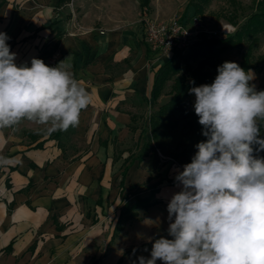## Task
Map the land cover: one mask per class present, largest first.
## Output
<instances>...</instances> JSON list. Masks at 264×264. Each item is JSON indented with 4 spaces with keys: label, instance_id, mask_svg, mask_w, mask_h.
<instances>
[{
    "label": "crops",
    "instance_id": "obj_1",
    "mask_svg": "<svg viewBox=\"0 0 264 264\" xmlns=\"http://www.w3.org/2000/svg\"><path fill=\"white\" fill-rule=\"evenodd\" d=\"M152 4L0 0L15 63L66 59L90 96L76 127L0 128V264H139L171 238L167 204L183 166L141 137L157 71L173 57L145 40Z\"/></svg>",
    "mask_w": 264,
    "mask_h": 264
},
{
    "label": "clouds",
    "instance_id": "obj_2",
    "mask_svg": "<svg viewBox=\"0 0 264 264\" xmlns=\"http://www.w3.org/2000/svg\"><path fill=\"white\" fill-rule=\"evenodd\" d=\"M9 39L0 32V128L24 119L49 132L78 126L90 96L71 63L32 58L31 66L17 65ZM217 73L211 84L189 89L206 139L175 176L180 190L167 204L171 238L155 239L139 264H264V157L254 155L264 151V90L236 62H223Z\"/></svg>",
    "mask_w": 264,
    "mask_h": 264
},
{
    "label": "rangeland",
    "instance_id": "obj_3",
    "mask_svg": "<svg viewBox=\"0 0 264 264\" xmlns=\"http://www.w3.org/2000/svg\"><path fill=\"white\" fill-rule=\"evenodd\" d=\"M263 1L153 0L148 9L159 21L177 18L184 22L193 33L192 47L206 38L226 39L234 37L238 31L243 32L250 18L264 11ZM236 41L229 40L213 47H190L177 55L175 68L164 72L154 86L153 99L144 116L141 137L149 148L156 149L158 154L177 165L191 162L195 145L206 138L194 111L195 96L189 89L211 84L218 74L217 67L223 62L232 61L243 66L247 59L252 72L249 75L254 76L250 84H254L257 91L264 90V27L243 33L241 45ZM260 138L264 139V125L260 127ZM253 147L255 150L259 146ZM254 155L264 157V151H254Z\"/></svg>",
    "mask_w": 264,
    "mask_h": 264
},
{
    "label": "built area",
    "instance_id": "obj_4",
    "mask_svg": "<svg viewBox=\"0 0 264 264\" xmlns=\"http://www.w3.org/2000/svg\"><path fill=\"white\" fill-rule=\"evenodd\" d=\"M145 40L150 48L164 55L184 52L191 47L193 33L180 19L172 18L169 21H159L145 16Z\"/></svg>",
    "mask_w": 264,
    "mask_h": 264
},
{
    "label": "trees",
    "instance_id": "obj_5",
    "mask_svg": "<svg viewBox=\"0 0 264 264\" xmlns=\"http://www.w3.org/2000/svg\"><path fill=\"white\" fill-rule=\"evenodd\" d=\"M264 2V1H263ZM197 10V9H196ZM262 28L264 27V11H262L261 13L255 15L254 17L250 18V21L243 27L242 31H238L236 33V35L234 37H227L226 39H220V38H215V37H210V38H206L204 40H202L200 43L199 41L197 43H195L194 45H192L191 48H195L199 45H205V46H208V47H213V46H216V45H219L221 43H227L229 40L232 42H234L235 39H237L236 43L238 45H241L242 43V35L243 33L246 34V33H249L250 31H252L254 28ZM181 52L180 51H176L174 54H173V57L172 59H170L165 65H163L158 71H157V74H156V80H155V84L154 86L156 85V83H158V81L161 79V76L164 72H166L168 69H170L171 67L175 68V61H176V57L177 55H180ZM247 58V56H245V59ZM242 68L245 69V71H247L249 69V65H248V62H247V59L246 61H244L243 63V66H241Z\"/></svg>",
    "mask_w": 264,
    "mask_h": 264
},
{
    "label": "water",
    "instance_id": "obj_6",
    "mask_svg": "<svg viewBox=\"0 0 264 264\" xmlns=\"http://www.w3.org/2000/svg\"><path fill=\"white\" fill-rule=\"evenodd\" d=\"M93 264H99L98 262H95V263H93Z\"/></svg>",
    "mask_w": 264,
    "mask_h": 264
}]
</instances>
